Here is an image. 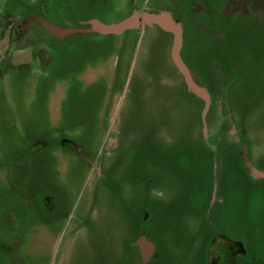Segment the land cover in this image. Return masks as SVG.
Returning a JSON list of instances; mask_svg holds the SVG:
<instances>
[{
    "label": "rangeland",
    "instance_id": "rangeland-1",
    "mask_svg": "<svg viewBox=\"0 0 264 264\" xmlns=\"http://www.w3.org/2000/svg\"><path fill=\"white\" fill-rule=\"evenodd\" d=\"M140 9L181 24L203 121L158 26L56 40L32 24L18 55L29 66L0 77V264H125L141 226L160 264H203L215 231L244 244L243 264H264V180L241 157L264 172V0H0V13L60 28Z\"/></svg>",
    "mask_w": 264,
    "mask_h": 264
},
{
    "label": "flooded vegetation",
    "instance_id": "flooded-vegetation-1",
    "mask_svg": "<svg viewBox=\"0 0 264 264\" xmlns=\"http://www.w3.org/2000/svg\"><path fill=\"white\" fill-rule=\"evenodd\" d=\"M138 12L141 13L144 12V10L140 9ZM0 14H1L0 18H2V25L0 26V31H1L0 41H2L1 39L2 37H4L5 33L8 34V42H6L7 46L4 49L5 52L3 57L0 58V77L2 76V73L6 68L18 69L21 66H29V64L25 63L21 58L18 57V55L23 48L22 47L23 44L20 43V40L22 39V37L24 36V34L27 32V30L32 24L40 25L44 31H46L56 40H63L67 36H69L67 35L63 39L58 38L52 35L51 33H49L39 22H32L30 24L23 25L24 20L27 18L35 17L41 19L42 17L38 15H33V14L32 15L27 14L24 16L16 15V14L8 15L5 12V10H3L2 13ZM46 52L48 53L46 49H43V53ZM40 64L42 65V62ZM64 146H66L65 148H68L72 152L76 153V155L81 156L79 155V152L82 151L79 147L78 149H76L77 145L69 142L68 143L64 142ZM259 179L264 180V178H259ZM216 183H217L216 171H213L212 186H211L212 194L210 195L211 198L210 204H212L215 200V191L217 189ZM194 237L196 238L197 234H195ZM203 248H204L202 255L203 257L201 259L203 264H240L239 262L243 264L245 259L248 258L247 251L244 248V244L239 239L232 238L230 235L221 231L219 232L215 231L212 234L211 238L206 243V245L203 246ZM125 252L127 256L124 259L125 264H160L161 263L159 254L157 252L156 242L151 239L146 228L142 226L138 227L137 233L130 241L127 242ZM133 258H135L136 260L134 261ZM183 263H184V258L177 256L175 264H183Z\"/></svg>",
    "mask_w": 264,
    "mask_h": 264
},
{
    "label": "water",
    "instance_id": "water-1",
    "mask_svg": "<svg viewBox=\"0 0 264 264\" xmlns=\"http://www.w3.org/2000/svg\"><path fill=\"white\" fill-rule=\"evenodd\" d=\"M32 22H39L49 33L58 37L64 38L67 35L82 33V32H96L99 34H121L125 30L139 28L141 25H156L160 29L165 32H168L172 35V44L170 48V56L173 65L176 67L178 72L182 75L186 88L188 91L199 97L204 102V108L202 109V121L203 117L208 108L209 104V96L207 91L198 86L197 83L191 77L189 70L182 62L180 58V48H181V33L182 26L179 22L175 21L169 13L166 12H158V13H150V12H141L134 11L131 15L123 18L122 20L113 23V24H105L99 22L95 19H90L84 24L86 27H65L60 28L53 24L46 22L40 18L30 17L24 20L23 25L30 24ZM205 126L203 125L202 132L205 134ZM78 149V147H76ZM78 151V150H77ZM79 155L84 156V152H79ZM241 157L243 159V163L245 168L257 178H264V172L256 169L249 162L247 155L244 151L241 152Z\"/></svg>",
    "mask_w": 264,
    "mask_h": 264
}]
</instances>
